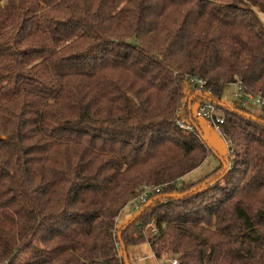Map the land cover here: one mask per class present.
<instances>
[{
  "label": "trees",
  "instance_id": "obj_1",
  "mask_svg": "<svg viewBox=\"0 0 264 264\" xmlns=\"http://www.w3.org/2000/svg\"><path fill=\"white\" fill-rule=\"evenodd\" d=\"M263 22L264 0H0V264H123L140 210L125 250L153 221L157 261L264 264V115L239 106L264 102ZM205 102L239 150L186 185Z\"/></svg>",
  "mask_w": 264,
  "mask_h": 264
},
{
  "label": "rangeland",
  "instance_id": "obj_2",
  "mask_svg": "<svg viewBox=\"0 0 264 264\" xmlns=\"http://www.w3.org/2000/svg\"><path fill=\"white\" fill-rule=\"evenodd\" d=\"M196 92L197 94L203 93V91ZM237 92L238 87L236 85L230 84L224 87L221 95L222 104L226 107H229L231 104H233V102L237 100ZM241 104L242 105H239L240 108H245L247 112H250L246 115L251 116L254 119L256 118V120L257 117L254 116L260 117L261 114L264 115L262 107L257 104H254L251 98H248V100ZM239 106L237 107L239 108ZM198 124L200 126L201 132L206 143L210 147V150L202 165L183 178V182L186 183V185L192 183L193 180L203 178L204 176L215 170L218 165H221V167L223 168V164H225L227 169L231 163V154L229 153L226 140L222 138L215 129L209 128L206 121L198 119ZM231 148L233 151L236 150L235 152L239 150V148L236 147ZM135 213L136 211L133 212V207L128 205L124 210V221L127 222V220L131 218V215ZM145 228L146 227H144L142 231V235L145 240L138 244L130 245L126 249L128 264H169L168 261L171 258H164L163 260L157 261L153 257L149 244L146 240L149 236H147V230Z\"/></svg>",
  "mask_w": 264,
  "mask_h": 264
},
{
  "label": "built area",
  "instance_id": "obj_3",
  "mask_svg": "<svg viewBox=\"0 0 264 264\" xmlns=\"http://www.w3.org/2000/svg\"><path fill=\"white\" fill-rule=\"evenodd\" d=\"M191 83L196 84V91H203L204 87L206 86L205 80L199 79V78H191ZM239 95L237 94V97ZM253 100L254 104H257L261 107H264V102L259 99L258 97H250ZM196 117L202 118L207 122V125L209 128L215 129L217 133L226 140V143L228 145L229 153L232 154L233 150L230 148V140L228 139L225 131L222 129V125L224 123V116L223 114L217 110L212 103L205 102L203 104H200L197 106L195 110ZM178 125L181 128H184L186 130H192V127L190 125H186L182 120L177 121ZM153 191L158 192V188H149V187H143L142 193L139 196L138 200L140 203H144L148 195L151 194ZM147 230V236L148 238H151L152 236L156 235V227L155 223L153 221H150L146 226ZM169 264H179L177 258H171L169 261Z\"/></svg>",
  "mask_w": 264,
  "mask_h": 264
},
{
  "label": "water",
  "instance_id": "obj_4",
  "mask_svg": "<svg viewBox=\"0 0 264 264\" xmlns=\"http://www.w3.org/2000/svg\"><path fill=\"white\" fill-rule=\"evenodd\" d=\"M204 99H205V98H204ZM190 100H191V98H190L189 101H188V108H189V110L191 109V102H190ZM209 101H210V100H209ZM246 116H247V117H251V116H248V115H246ZM251 118H252V117H251ZM197 132H198V134L201 136L202 140H203L204 142H206L205 139H204V137H203V134H202L201 130H199V129L197 128ZM222 169H223V170L226 169V165H225V164H223V168H222ZM180 195H181V194H166V195L157 196V197L154 198V199H156V200H157V199H166V198L177 197V196H180ZM151 202H152V200H149V201L146 203L145 206H147V205L150 204ZM140 212H141V210H140L139 212H137L136 215H135V216H134L129 222H127L126 225H125L124 227H122V228L119 230V232L117 233V240H118V244L120 245V248H121L123 264H128V260H127L126 250H125L124 245H123L122 240H121V234H122V232L125 230V228H126L128 225H130V224L135 220V218L140 214ZM121 218H123V216H122Z\"/></svg>",
  "mask_w": 264,
  "mask_h": 264
}]
</instances>
